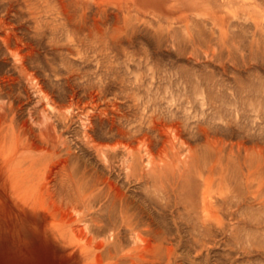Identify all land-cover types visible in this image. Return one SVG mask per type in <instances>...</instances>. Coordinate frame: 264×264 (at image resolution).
Wrapping results in <instances>:
<instances>
[{"label":"rangeland","instance_id":"obj_1","mask_svg":"<svg viewBox=\"0 0 264 264\" xmlns=\"http://www.w3.org/2000/svg\"><path fill=\"white\" fill-rule=\"evenodd\" d=\"M42 242L264 264V0H0V264Z\"/></svg>","mask_w":264,"mask_h":264},{"label":"bare ground","instance_id":"obj_2","mask_svg":"<svg viewBox=\"0 0 264 264\" xmlns=\"http://www.w3.org/2000/svg\"><path fill=\"white\" fill-rule=\"evenodd\" d=\"M139 1V0H138ZM170 128V127H169ZM201 128V127H200ZM170 131L172 132V134H173V138H177V130H176V128H171L170 129ZM204 131V130H203ZM213 131V130H212ZM209 133V132H208ZM208 133H206V135L208 134ZM212 134V133H211ZM167 136V135H166ZM218 138V137H217ZM169 139H170V137H169ZM215 138H213L212 140H214ZM171 140V139H170ZM220 140H222V139H220ZM168 141V140H167ZM206 141V140H205ZM218 141H219V139H218ZM183 142V141H182ZM214 142V141H213ZM215 144H216V142H214ZM220 143H221V141H220ZM224 143V142H223ZM212 145V144H211ZM210 145V146H211ZM171 146H172V143H171ZM190 145H188V144H186L185 142H183L178 148V150H177V154H179L178 152L180 151V153L181 152H183V151H185V150H191L190 149V147H189ZM219 147H220V144H219ZM223 148V147H222ZM208 149H209V147H208ZM184 153V152H183ZM180 155V154H179ZM181 156V155H180ZM146 163H147V161H146ZM133 167V166H132ZM211 175V174H210ZM208 211V210H207ZM212 215V214H211ZM210 216V215H209ZM217 216V215H216ZM127 218V217H126ZM132 219V218H131ZM130 219V220H131ZM133 220V219H132ZM125 222V221H124ZM134 222V221H133ZM135 223V222H134ZM133 224V223H132ZM136 224V223H135ZM134 224V225H135ZM135 227V226H134ZM160 232V231H159ZM136 237H138L139 238V234H137L136 233ZM48 244L47 243H45V242H42L41 243V246H40V249L43 251V252H46L48 255H45L44 257H45V259L49 262V263H51V264H60L59 262H58V260L55 258V257H52V254L51 253H48L49 251H48Z\"/></svg>","mask_w":264,"mask_h":264}]
</instances>
